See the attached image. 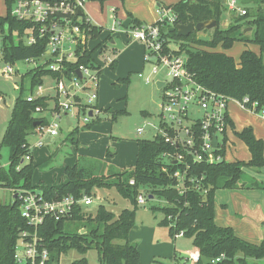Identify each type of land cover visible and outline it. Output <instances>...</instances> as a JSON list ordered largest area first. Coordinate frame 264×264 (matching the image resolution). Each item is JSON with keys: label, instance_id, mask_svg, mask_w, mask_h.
Segmentation results:
<instances>
[{"label": "trees", "instance_id": "16d2710c", "mask_svg": "<svg viewBox=\"0 0 264 264\" xmlns=\"http://www.w3.org/2000/svg\"><path fill=\"white\" fill-rule=\"evenodd\" d=\"M6 13L0 16V59L9 64L28 58L40 57L46 47L49 33L39 35L41 23L29 20H17L11 15V10L16 0H4ZM123 1V0H120ZM259 8L256 14L249 9L244 16H233V22L222 26L225 9L221 0H178L168 5L177 14L176 24H194L215 20L216 27L204 33L210 36L209 41L202 42L193 31L187 36H179L176 31H170L171 26L162 28L163 35L177 43L175 53H183L186 56V67L192 78L213 91L220 92L230 99L239 102L243 107L252 108L257 112L264 109V0H259ZM78 11L81 13L78 14ZM128 27L140 25L137 19L131 17ZM86 14L83 8L77 9L73 21L86 30L91 40H95L103 31V27L86 22ZM7 26V32L4 26ZM251 27L249 33L243 30ZM33 28L36 38L32 44H26L23 35L26 29ZM106 37H110L108 34ZM105 38V37H104ZM104 40V39H103ZM102 40V41H103ZM235 41L245 44H255L259 51L255 53L250 48H244L239 59H235L222 51L214 50L216 47L228 49ZM88 47L86 43L77 45L78 58L75 62L63 61V71H52L45 65H39L28 70L30 75L29 90L32 92L36 85L43 84V77L51 75L54 78L61 76H77L79 65H84L98 71L100 65L94 61V53H97L99 44ZM202 45L206 48L195 47ZM209 48V49H208ZM116 59L109 62V67L115 69ZM121 83H128L129 77L119 78ZM23 88H19V94L15 98L11 108L10 118L7 122L2 138V144L10 150L8 168L0 167V186L8 189H38L47 200H57L66 195L80 198L83 195H93L94 188L114 187L117 192L131 203L130 209H123L115 215L103 205L98 206L94 216L88 215L81 206H76L70 217L54 220L46 218L37 228V236L42 245L47 249L49 258L46 264H59L61 254L69 250H76L80 255L70 264H88L85 253L95 248L100 264H142L136 244L128 241V233L134 224L135 213L139 204L137 196L143 187L148 188V195L157 197L165 202L163 207L151 206L155 211L160 209L163 217L159 220L161 226L168 228V233L173 237L174 233L182 231L184 237L191 238L193 247L199 252V259L190 263L185 257L171 256L172 264H264V238L259 243L248 242L237 236L230 226H219L214 222V195L218 189H234L245 187L240 184L244 167H264V141L256 138L251 127H244L234 134L247 147L250 153L248 161H227L223 158L225 143L220 144L215 153L222 159L214 163L194 162L188 160L186 169L192 182L187 181L189 189L184 194H179L175 189V180L171 172L180 163L165 162L161 159L163 152H175L179 150L174 145L165 143L160 136L151 139H137V152L133 166L123 168L118 173L109 175H97L93 171L78 165L67 166L64 173L66 182L59 185L32 184L34 166L30 161H22L26 154H31L28 148L27 137L33 134L39 127L47 125L46 117L36 116L35 109L40 107L47 109L48 96H38L32 101H27L26 95H22ZM247 98V102L243 99ZM79 112H85L82 98L74 97ZM57 97L54 105L57 106ZM102 112H111L114 120L117 114L124 110L109 108L100 109ZM96 118L83 128H90L98 123ZM37 122V125L34 123ZM230 125L232 122L230 120ZM77 133L75 127L69 134ZM76 142V141H75ZM133 180V184L129 180ZM196 185L198 189H196ZM249 187L264 188V184L251 183ZM149 198V197H148ZM19 201L0 204V264H30L15 261V245L23 230L32 231L26 220L21 216ZM79 221L81 225L75 231H66L65 221ZM84 232H80V230ZM120 241V242H119ZM224 257L212 263L211 260ZM156 261V260H153ZM162 264V262H158Z\"/></svg>", "mask_w": 264, "mask_h": 264}, {"label": "built area", "instance_id": "2783aa9c", "mask_svg": "<svg viewBox=\"0 0 264 264\" xmlns=\"http://www.w3.org/2000/svg\"><path fill=\"white\" fill-rule=\"evenodd\" d=\"M88 1L90 0H16L11 15L17 20L41 23L40 36L46 32L49 33L43 54L38 58H28L25 61L32 63L33 67L45 65L50 70L59 72L63 71V61L75 62L78 58L77 45L86 43L88 46L91 38L84 28L73 21V17L77 9L83 8ZM221 4L225 12L232 13L234 16H244L248 10L244 3L238 4V0H221ZM156 11L157 19L154 22L127 27L125 30L128 38L138 41L143 47L144 67L136 73L137 77L146 84L162 81L160 87L163 94L157 121H148L145 126H150L154 130L153 137L160 136L165 143L179 148L175 152H163L161 159L165 162L181 164L170 175L175 180L174 187L177 192L184 194L189 189L187 181H194L193 177L186 176L189 159L207 163L222 159L220 154L215 153V149L222 143L225 145L228 143L227 133L231 131L228 103L231 99L220 92L204 87L192 78L186 67V56L183 53H175L174 49L177 48L172 47V41H167L168 39L162 33V28L176 25L177 14L171 7L166 6H159ZM86 22L91 23L87 17ZM33 30V28L25 30L23 40L26 44L35 42ZM112 30L113 28L109 31ZM106 36L101 43L103 46L110 40ZM97 52L102 54L103 49L99 47ZM103 57L108 59L107 56ZM77 70L80 71L81 77L77 75L56 78L57 106L45 110L36 107V113L46 111L52 116L51 122L47 120L46 126L36 130L40 137L36 143L38 146L44 144L45 133L51 136L58 133L60 122H63L65 118L69 120L75 118L77 123L82 125L84 120L99 113L100 109L91 105L98 98V71L84 65H79ZM1 72L5 75L11 74L13 72L11 64L2 68ZM159 74H163L165 78L158 77ZM34 90L35 94L34 92L26 94L27 101L43 96V84L36 85ZM78 92H81L85 98L83 114L79 112L74 102ZM247 100L246 97L243 99L244 102ZM255 105L252 103V108L249 110L264 116V109L256 112ZM61 119L64 120L60 121ZM144 129V126H139L136 132L143 133ZM214 137L217 141L216 146L213 145ZM28 148L30 149V145ZM30 160L31 154H26L22 159L25 162ZM129 183L133 184V180H129ZM196 189H198L197 185ZM10 191L12 192L11 203L16 199L19 201L21 216L32 227V231L23 230L20 233L15 245L14 258L18 263L46 264L49 253L37 236L38 226L46 218L60 220L70 217L77 205L83 208L92 203V195H83L80 198L66 195L57 200H47L38 189L17 188ZM147 196L140 192L137 196L138 204H144ZM180 236H183L182 231L173 235L174 238ZM223 257L224 255L221 254L211 262L216 263ZM185 258L188 262L194 263L199 259V252L191 251Z\"/></svg>", "mask_w": 264, "mask_h": 264}, {"label": "rangeland", "instance_id": "374dc122", "mask_svg": "<svg viewBox=\"0 0 264 264\" xmlns=\"http://www.w3.org/2000/svg\"><path fill=\"white\" fill-rule=\"evenodd\" d=\"M140 1L144 2L143 0ZM109 2L110 4H112L111 1ZM238 4H241V0H238ZM130 5L131 4H128V6ZM244 5L253 14H256L259 8V2H249ZM90 6L93 7V5ZM261 7L264 8V5H261ZM89 9L90 8H88V10ZM233 16L234 15L232 13L225 12V14L223 15V19L225 18L227 22L230 21L232 23ZM224 22L222 23V26L225 27L228 24L225 25ZM4 31L7 32L6 25L4 26ZM250 31H246V33H249ZM202 32L203 30L200 31V33ZM1 38L2 33L0 32V40ZM103 39L104 36L100 35L95 39L94 42H102ZM127 41L130 44L133 40L128 38ZM175 44L178 45L177 43H174L172 41L171 46L176 47ZM241 45V41H235L232 46L228 49H222L221 47L216 48H218L217 51L227 52L235 56L236 60H238V53L240 52ZM99 47L103 49V53L99 54L97 52L93 55L95 63L100 65L101 68V72L99 75L97 101L103 94L106 96V99L113 96V104L111 105V107H109V109H111L112 111L124 110L125 112L117 114L115 119L112 120L111 112L106 113L99 111L98 114H94L88 119L84 120V125H86L91 121L95 120L97 117L100 118V121L94 124L96 127L99 126L98 130L91 131L90 129L92 126L90 128H83V124V126H81L80 124L79 130L83 131V137L89 136V138H92V136H95L98 133L107 135V140L109 143H107V145L103 147V151L105 150L104 157H100L101 154L99 150H97L96 152L92 151V153L86 152L89 149H86L85 146L83 148L84 154H82L80 152V149H77V143L75 142L77 138V133L79 132L69 134V132L64 126L65 122L63 121L60 122L61 129H58L59 134L56 136L55 139H52V143L50 145H43L44 148L38 147L35 149V153L38 154H36L34 158L40 159L42 160V162L36 164L32 163L34 166L32 178L34 177L36 179H41L40 176L45 175L43 180L46 181V184L53 183L59 185L66 182L67 180L65 177L66 175L64 173L65 167L74 166L76 164L79 167H85L86 169L93 171L95 174H100V167L104 168L102 172H106V170L110 168V173H108L107 175L116 172L118 173L122 170V167H116L117 165H119L118 163H121L123 160H125L126 164L130 166L135 161L137 149L136 140L153 138L154 130L151 129L150 126H145V124L148 121H157V114L159 112V104L161 102L163 90L161 89V87L158 88L155 83L152 82L146 84L141 78L136 76V69H133L137 67V64H135L137 59L135 54L137 53L136 51H131L130 53L128 52L129 62L127 64L117 66L115 69H111L109 67V62L107 61H110L115 58V53L121 54L122 52H124L126 46L123 42H121L120 40L117 41L116 46H114V48H116L117 50L114 52L112 50L113 47L111 46L110 40L105 43V46L99 44ZM195 47H199L202 49L206 48L202 45H196ZM103 56H107L108 59H104ZM7 65L9 64L3 62L0 59V165H3L5 169L8 168L10 150L7 146L2 144V138L5 132L7 122L10 118L12 105L14 103L15 98L19 94V88H23V96L30 93V75L27 72L33 67L32 63L26 62L25 60H19L11 65L13 72L9 75H5L1 72V69L6 67ZM123 75L129 77L128 83L120 82L119 77ZM158 77L162 79L165 78L163 74H159ZM63 80L65 79L63 78ZM56 82V78L52 77L51 75H46L43 77V94L50 96V106L54 104V98H56L57 96ZM32 92H34L35 94V90H33ZM77 96L82 98L83 103L85 102L83 100L85 99L84 95L81 92H78ZM230 104H232L231 100L229 101L228 105ZM91 105L97 106L96 101ZM144 110H148V112H150V115H144ZM36 116H45L49 122H51L52 120V116L49 114V112H38L36 113ZM72 119L76 125L77 120L75 118ZM62 120L64 119H61L60 121ZM139 126L145 127L143 133L138 134L136 132V128ZM229 133L230 131L227 133L228 143H243L240 140L232 138ZM219 138L221 139V136H219ZM27 140L30 143H33L36 140L35 135L30 134ZM111 148L114 149V153L112 155H110ZM237 148H242L245 150L244 145L238 144L236 145L235 153L238 152ZM47 151L51 155H49ZM228 153L229 152H227V154ZM236 155L238 156V154ZM244 155H246V151ZM128 168L129 167H127L126 169ZM147 191V187H143L141 189V192L145 196L148 195ZM92 193V203L83 206L82 208L88 215L94 216L98 206L100 205H103L108 211L113 212L114 214H119L123 209H130L132 206L131 203L126 198H123L114 187H96L92 190ZM219 195L220 194H218V196ZM0 200L4 204L11 203L12 192L10 191V189L0 186ZM153 205L163 207L165 205V202L162 199L154 197L146 198L144 204H139V207L135 213V220L133 224L134 227L132 226L133 228L131 233H136L137 229L140 226H153L154 230H152L151 235H149V233L146 235L148 237L147 239H140V241H135L132 243L136 244V242H140L139 251L140 261L142 262V264H159L158 262H162V264H172L171 256L173 255V253H171L170 257L163 256L166 252V249L165 245L162 244L165 241L170 242L168 232L166 231L164 226L157 225V222L163 217V213L160 209H157L155 211L151 210L150 207ZM80 225L81 223L79 221H65L66 231L69 232L75 231L76 228ZM80 232H84V230H80ZM176 244V248H181L185 257L187 256V253L189 251L194 250L191 238L184 236L180 237L177 239ZM161 248L165 249L164 253ZM81 256L82 255H80L76 250H69L66 253L60 255L59 264H70L74 259L79 258ZM84 256L86 257L88 264H100L99 256L95 248L89 249ZM153 256L160 257L153 258ZM150 257L152 258L148 262ZM260 263L262 262L260 261L259 264Z\"/></svg>", "mask_w": 264, "mask_h": 264}, {"label": "crops", "instance_id": "0c3cea01", "mask_svg": "<svg viewBox=\"0 0 264 264\" xmlns=\"http://www.w3.org/2000/svg\"><path fill=\"white\" fill-rule=\"evenodd\" d=\"M109 1H111L112 4H110ZM143 1L144 2H141L140 0H134V1H130V0H125V1L90 0L83 5V11L86 14L87 18L90 20V22L95 25L103 27V31L101 32L100 35H103L104 37L108 34L110 35L111 37L110 43H111V46L113 47L112 48L113 52L117 50L116 48H114V46H116L117 44V41L120 40L121 42L125 44L126 46L124 50L125 55H124V52H122L121 54L119 53L114 54L115 58L113 59L117 60V64L115 68L117 66H120V65L122 66L129 62L128 58H129V53L131 51L137 52L135 53L136 58H137L135 64H137V67L133 68V69H136V73L138 72V70H141L144 67L143 47L141 43L133 40L129 44L127 41L128 37L126 35L125 27L122 26V22L126 18H130L128 14H130L131 17L139 20L142 23H152L157 19V11H156L157 7L159 6L168 7V5L175 3L178 0H143ZM128 4H131V5L128 6ZM90 5H93V7H91ZM88 8H90L89 9L90 11L88 10ZM5 13H6L5 1L0 0V16H4ZM224 21L223 22L225 25L228 24L226 20ZM111 28H113V30L110 32L109 30ZM205 34H208V33H205ZM94 41L95 40H90L88 43V47H93L95 44H97V42H94ZM241 43L242 45H241L240 52L238 53V59H239V55L241 51L246 47L250 48L255 53H258L259 48L257 45L250 44V43L245 44L243 42ZM175 48H177V45ZM217 49L218 48L214 50H217ZM225 53L228 55H231L227 52ZM231 56L235 59L236 62L238 61L236 60L235 56L233 55ZM122 77H125V76L123 75V76H120L119 78H122ZM44 96H48V98L50 99L49 95H44ZM113 99H114L113 96L106 99V96L103 94L100 96V99L96 101V105L99 109L109 108L113 104ZM49 101L50 100L47 101V104H48L47 107L48 109H51L54 104L50 106ZM231 102L232 104L228 105L229 106L228 113H229L230 120L232 122L231 131L229 135H231L232 138L236 140H240L238 137H236L234 132L240 131L242 128L249 126L252 128L254 136L264 141V116L250 111L249 109L243 107L239 102H237L234 99H231ZM143 114L150 115V112H148V110H144ZM40 117H44V116H40ZM70 121H71V126L68 123H66L68 122V120L67 118H65L64 126L68 132L72 131L75 127H77L78 132H79L77 133V138H76L77 149H80V152L82 154H84V151H83L84 146L86 149H89L88 151H86L88 153H92V151L96 152L97 150H99L101 154L100 157H104L105 150L103 151V147L106 146L107 143H109L107 140V135L98 133L97 135L92 136V138H89V136L83 137L82 136L83 131L79 130L80 125L78 123L75 125L73 119H71ZM98 128L99 126L96 127L94 125L91 127L90 130L95 131V130H98ZM58 134L59 132L56 135L51 136L48 133H45V135L43 136V142H44L43 145L45 144L50 145L52 143V139H55ZM33 135H35L36 140L33 143H30L28 140L27 141H28V144L30 145L31 162L33 164H36V163L42 162V160L34 158V156L38 154V153H35V149L38 147L44 148V146L43 145L38 146L36 144L40 140V137L38 136L36 131L33 133ZM226 144L227 145L225 148V155H224L225 160L227 161H234V160L248 161L250 159V153L244 143H226ZM238 144L244 145L245 150L242 148H237L238 152L235 153L236 145ZM245 151H246V155H244ZM136 152H137V149H136ZM227 152L229 153L227 154ZM47 153L51 155L48 151ZM110 153H111L110 155H112L114 153V149L113 151H110ZM236 154H238V156ZM134 162L130 166H128L126 164V161L123 160L121 163H118L119 165H117L116 167H122V169L131 167L133 166ZM0 167H3V165H0ZM103 170L104 168L100 167L99 171L101 172L100 174H97V175H107L108 173H110V168H108L106 172H102ZM44 176L45 175H41L40 176L41 179H36L33 177L32 184L38 185L39 183H43L45 185H57L53 183L46 184V181L43 180ZM254 182H257L258 184H261V183L264 184V167H261V168L244 167L243 168V174L241 176L240 184H244L245 187L216 190L215 195H214V198H215L214 222L219 226L232 227V229L234 230L237 236H239L240 238L248 242L259 243L264 238V188L249 187V185ZM218 194L220 195L218 196ZM149 198H152V196H149ZM157 225L160 226L159 221L157 222ZM133 227H131L128 233V241L131 243L135 241H140V239H147L148 237L146 235L148 233L149 235H151L152 230H154L153 226H148V227L140 226L137 229L136 233H131ZM164 228L168 232V228L165 226ZM81 231H83V229ZM168 236L170 238V242H166L164 240L165 242L162 244V245H165V249H166V252L164 253L165 249L161 248L164 253L163 256L170 257L171 253H175L179 257L180 256L185 257L182 249L176 248L177 239L183 236L174 238V237H171L169 233H168ZM139 243L140 242H136V246L138 250H139ZM195 250L196 249L194 248V250L192 251H195ZM139 254H140V251H139ZM155 257H160V256H153V258ZM151 258L152 257L149 258L148 262L151 260Z\"/></svg>", "mask_w": 264, "mask_h": 264}, {"label": "water", "instance_id": "95a60500", "mask_svg": "<svg viewBox=\"0 0 264 264\" xmlns=\"http://www.w3.org/2000/svg\"><path fill=\"white\" fill-rule=\"evenodd\" d=\"M242 3L246 4V3H249V2H254V3H257L258 0H241ZM81 12L78 11V14H80ZM131 23V19L130 18H126L123 22H122V26L127 28L128 25ZM216 21L215 20H205V21H201V22H198L196 24H194L193 22H189L187 24H176L175 26H171L170 27V31H176L177 34L179 36H187L188 34L192 33L193 31H197L199 32L198 33V36L197 38L202 41V42H207L209 41L210 39V36L208 34H205V33H200V31H202L203 29H207V30H210V29H213L216 27ZM251 30V27H247L243 30V33H246V31H250ZM76 73L78 75V77H81V73L80 71L76 70ZM162 84V81H156L155 82V85L159 88ZM91 113H89L90 115ZM68 123L70 126H71V121L67 118ZM38 123L35 122L34 125H37ZM213 145L216 146L217 145V141L215 139V137L213 138ZM110 151H113V149L111 148ZM0 204H1V200H0Z\"/></svg>", "mask_w": 264, "mask_h": 264}]
</instances>
